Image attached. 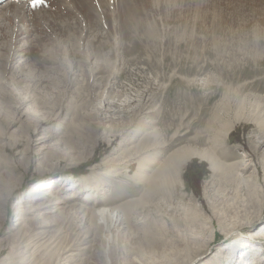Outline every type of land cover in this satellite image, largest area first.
I'll list each match as a JSON object with an SVG mask.
<instances>
[{
	"label": "rangeland",
	"instance_id": "obj_1",
	"mask_svg": "<svg viewBox=\"0 0 264 264\" xmlns=\"http://www.w3.org/2000/svg\"><path fill=\"white\" fill-rule=\"evenodd\" d=\"M263 230L264 0H0V264H264Z\"/></svg>",
	"mask_w": 264,
	"mask_h": 264
},
{
	"label": "bare ground",
	"instance_id": "obj_2",
	"mask_svg": "<svg viewBox=\"0 0 264 264\" xmlns=\"http://www.w3.org/2000/svg\"><path fill=\"white\" fill-rule=\"evenodd\" d=\"M175 157H176V155H175ZM195 157H198L200 159L205 158L208 160L209 163L212 160V156L206 158V157H204L202 155H198V154H196L190 150H185V151L180 152V155H178L176 157V160H174V161L172 160L169 164H167V166H165L164 168H162L160 170H157V171H155L154 169L151 171L145 170V172H144V170H141L139 173L137 172V174H138L137 178L143 180V183H144V187H145L144 194L146 196H150V195L154 196L155 194H166L174 186L181 185V180L179 179V173H181L184 163L188 159L195 158ZM226 168L229 169L230 167H226ZM227 172H229V171H227ZM87 179H88V177L82 178L80 180V184L78 186L81 185L82 187H85L87 184L86 182L89 181ZM85 190H88V189H85ZM82 191H84V190H82ZM71 197H74V196L72 195ZM74 205H77V204L74 203ZM35 208H36L35 209L36 212H41L43 214V212H45L47 210L49 211L50 209L54 208V206L52 203H47L46 201H44V203L37 204ZM124 213H125L124 209L122 207H118V208H111V209L110 208H98L94 212H92L91 214L94 215V218H95L94 220H95L96 226H99V227H101L102 230L110 233V228L113 226V223H117V222L121 223V224L125 223L126 219H125ZM23 220H21L20 218H17L15 221L16 228L11 229L13 231V230H17V228L19 227V232H17L14 235V238L20 240L21 245H22L21 248L23 249V251L19 252L18 254H21V255L24 254L25 255L26 253L29 254V251H31L30 253L34 255V253H37V251L35 250L37 248V243L35 242V240H37V238H39L38 235H41V233L37 232V228H34V229L28 228L27 230H25L22 233L21 228H23V226H24ZM113 227H115V226H113ZM28 231H30L31 233H29ZM225 237L227 238V241H229V240L234 238V234L231 232H228L225 234ZM110 238H112V237H110ZM108 241H109V239H108ZM76 250H78V249H76ZM62 251H63V254L66 255L67 253H71L72 251H75V249H73V247H71V246H68L66 248H63ZM201 251H203V250H201ZM14 253H16V252H14ZM31 254H30V257H32ZM12 255H14V254H12ZM69 256H74V255H72V253L68 254L65 257V259H62V260L63 261L67 260L66 258ZM2 259H4L3 261H5V260H8V257H4ZM21 259L17 264H27V263L23 262ZM212 259L206 255L204 257L200 256V258H196L190 264H212L213 263ZM3 261H1V262H3ZM10 264H14V263H10Z\"/></svg>",
	"mask_w": 264,
	"mask_h": 264
},
{
	"label": "snow or ice",
	"instance_id": "obj_3",
	"mask_svg": "<svg viewBox=\"0 0 264 264\" xmlns=\"http://www.w3.org/2000/svg\"><path fill=\"white\" fill-rule=\"evenodd\" d=\"M33 2H34V3H36V2H37V0H33Z\"/></svg>",
	"mask_w": 264,
	"mask_h": 264
},
{
	"label": "trees",
	"instance_id": "obj_4",
	"mask_svg": "<svg viewBox=\"0 0 264 264\" xmlns=\"http://www.w3.org/2000/svg\"><path fill=\"white\" fill-rule=\"evenodd\" d=\"M77 173H79V172H77ZM77 173H75V175H76Z\"/></svg>",
	"mask_w": 264,
	"mask_h": 264
}]
</instances>
